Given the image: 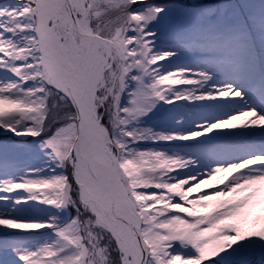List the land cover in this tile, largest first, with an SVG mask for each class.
Returning <instances> with one entry per match:
<instances>
[{"label":"snow or ice","instance_id":"snow-or-ice-1","mask_svg":"<svg viewBox=\"0 0 264 264\" xmlns=\"http://www.w3.org/2000/svg\"><path fill=\"white\" fill-rule=\"evenodd\" d=\"M142 2L0 0V72L9 74L0 77V129L39 137L53 162L47 177L0 179V228L56 237L6 249L22 264H206L239 241H264V151L215 162L231 143L220 139L226 130L264 129V112H213L187 131L127 129L160 102L244 96L232 84L203 90L205 70L162 71L174 53L153 50L147 25L163 7L132 10ZM145 140L195 141L199 151L134 147ZM30 201L69 214L17 218Z\"/></svg>","mask_w":264,"mask_h":264},{"label":"rangeland","instance_id":"rangeland-1","mask_svg":"<svg viewBox=\"0 0 264 264\" xmlns=\"http://www.w3.org/2000/svg\"><path fill=\"white\" fill-rule=\"evenodd\" d=\"M158 1L143 0L142 3L134 4L132 10L143 11L149 5L163 7V11L147 25V30L154 33L152 37L153 50L174 53L168 60L161 61L162 71L179 67L205 70L209 73L210 79L203 90H208L213 84H232L236 88H240L244 96L222 101H178L174 105L160 102L146 115L131 121L127 129L137 132L143 129H152L153 132L187 131L191 130L201 117L208 116L213 112L231 113L248 108H256L258 111L264 112V83L262 80L264 76L261 77L260 70H258L260 61L262 60L264 63V52L261 60L258 61L257 52H254L255 48H247L248 46L253 47V43L245 41L237 43L234 54L228 55L227 52L220 51L225 50L220 45L211 46L212 37H206V34L213 32L214 34H224L228 31L244 33L246 31L244 28L245 19H251L254 24L260 21L261 28H257L255 31L258 36L264 35V0H174V2L162 4ZM208 1L216 2L196 6V4ZM206 11L209 14L205 13ZM199 36L200 38H198ZM193 39L196 41L193 42ZM172 43L182 44V46L172 48L170 45ZM240 45L243 48H240ZM183 46L185 48H180ZM221 58L222 62H220ZM8 75L0 72V77ZM143 80L145 84L149 82L147 77H144ZM139 86H141L139 82L132 81L129 88ZM129 99L130 96L126 94L123 96L122 102L127 104ZM228 131L226 130L227 133ZM207 139V137L199 138L200 141ZM220 139L231 141V143L224 148L215 162H231L233 159H243L258 151H264V129H248L243 136H228L226 134L222 135ZM39 140V137L16 136L0 129V179L19 178L23 175L42 177L50 175L53 162L50 160L47 150L40 147ZM195 143V141L153 143L150 140H145L134 147L163 149L170 154H194L199 149L189 147V145ZM30 170L38 171L30 172ZM196 171L197 169L193 168L188 170V174ZM13 195H26V193L19 192ZM8 206H10V202L9 205H5V207ZM68 214V211H58L34 201L21 205L20 211L14 213L19 219L39 221L47 220L51 215H56L63 221ZM55 239L50 228H41L31 232L0 228V242L3 244V248H0V264H22L6 250L9 247L34 248ZM176 251L184 255H195V249L191 246H178ZM258 255H264V241L252 237L237 242L231 249L207 261L206 264H264V261H256Z\"/></svg>","mask_w":264,"mask_h":264},{"label":"trees","instance_id":"trees-1","mask_svg":"<svg viewBox=\"0 0 264 264\" xmlns=\"http://www.w3.org/2000/svg\"><path fill=\"white\" fill-rule=\"evenodd\" d=\"M214 2L216 1H208V2H205L203 4H196V6L198 5H206V4H213ZM211 7V6H209ZM211 9V8H210ZM207 14H209L207 11L205 12ZM245 23V27L246 28L245 32L242 33V32H234V31H228V32H225L224 34L223 33H218V34H214L211 33V34H206V37H212L211 38V46L213 45H217V46H221L223 48H225V50H220V51H225L227 52L228 55H233L234 54V51H235V48L237 47V43H240V42H245V41H250L251 43H253V47L251 46H248L247 48H255V51L254 52H257L258 53V57H262V54L264 52V45H263V42H264V35L262 36H258L256 34V29L258 28H261V22H256L255 24L252 22L251 19H245L244 21ZM200 38V36L198 37ZM193 42H195L196 40H192ZM183 43V42H181ZM172 45V48H176V46H182L181 45H177V44H170ZM186 45V43H185ZM180 48H185V46L183 47H180ZM192 48V47H191ZM240 48H243L241 47L240 45ZM233 60V59H232ZM223 59L221 58L220 59V62H222ZM258 259H256V261L258 260H261V261H264V255H258L257 257ZM254 264H262V263H254Z\"/></svg>","mask_w":264,"mask_h":264},{"label":"bare ground","instance_id":"bare-ground-1","mask_svg":"<svg viewBox=\"0 0 264 264\" xmlns=\"http://www.w3.org/2000/svg\"><path fill=\"white\" fill-rule=\"evenodd\" d=\"M248 129H234V130H229L227 135L228 136H243Z\"/></svg>","mask_w":264,"mask_h":264},{"label":"water","instance_id":"water-1","mask_svg":"<svg viewBox=\"0 0 264 264\" xmlns=\"http://www.w3.org/2000/svg\"><path fill=\"white\" fill-rule=\"evenodd\" d=\"M168 2H169V3H170V2H174V0H161V1L159 0V1H158V3H161V4H162V3H168Z\"/></svg>","mask_w":264,"mask_h":264}]
</instances>
